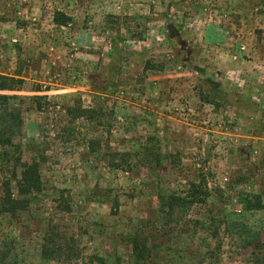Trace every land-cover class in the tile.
<instances>
[{
	"label": "rangeland",
	"instance_id": "rangeland-1",
	"mask_svg": "<svg viewBox=\"0 0 264 264\" xmlns=\"http://www.w3.org/2000/svg\"><path fill=\"white\" fill-rule=\"evenodd\" d=\"M0 76L44 97L21 137L42 191L0 213V264H264V0H0ZM190 182L205 203L160 210Z\"/></svg>",
	"mask_w": 264,
	"mask_h": 264
},
{
	"label": "trees",
	"instance_id": "trees-1",
	"mask_svg": "<svg viewBox=\"0 0 264 264\" xmlns=\"http://www.w3.org/2000/svg\"><path fill=\"white\" fill-rule=\"evenodd\" d=\"M69 17L63 16L60 12H55L53 21L59 25H65ZM13 80L7 77L0 76V90H13L11 83ZM43 96H33L31 98L18 97L15 95H7L0 93V167L5 168L10 166V174L3 177L1 180L0 193V213L15 214L19 210L25 209L27 200L24 197L42 191V180L40 175V162L37 158H32L29 162L22 160V127H23V109L22 104L24 99L33 101L35 111H41L42 104L40 99ZM66 112H78L79 117H89V108L82 106L68 107ZM30 146V145H29ZM91 147V146H90ZM119 168V165H116ZM19 169V170H18ZM14 183V184H13ZM16 188L15 197L12 192V187ZM188 192L185 195L171 194L161 196V208H167L163 211L166 215H171L175 210L180 208V211L189 208L195 204H203L208 197V191L202 184L190 182ZM255 199L254 206L256 209L264 208L262 197L258 194L253 195ZM67 209V208H66ZM215 235V234H214ZM130 253L135 261L141 262L150 258L154 248L158 250L161 242H153L150 246L149 234H141L135 232L129 236ZM41 256L45 260L56 259L62 249L58 242L46 238L42 244ZM100 262L104 259L96 257Z\"/></svg>",
	"mask_w": 264,
	"mask_h": 264
}]
</instances>
